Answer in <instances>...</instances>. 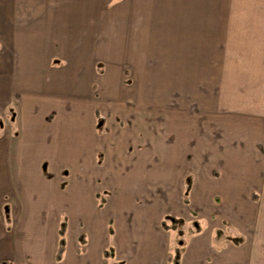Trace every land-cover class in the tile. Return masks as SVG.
Wrapping results in <instances>:
<instances>
[{
    "label": "crops",
    "instance_id": "crops-1",
    "mask_svg": "<svg viewBox=\"0 0 264 264\" xmlns=\"http://www.w3.org/2000/svg\"><path fill=\"white\" fill-rule=\"evenodd\" d=\"M0 169L13 263L102 264L111 218L126 248L106 264H172L171 239L178 264H264L191 227L224 205L249 232L264 204V0H0Z\"/></svg>",
    "mask_w": 264,
    "mask_h": 264
},
{
    "label": "rangeland",
    "instance_id": "rangeland-1",
    "mask_svg": "<svg viewBox=\"0 0 264 264\" xmlns=\"http://www.w3.org/2000/svg\"><path fill=\"white\" fill-rule=\"evenodd\" d=\"M11 109H13V107H8L7 110L5 111L6 117L9 115ZM98 121L99 122L97 124V128H101L103 125V122L100 119H98ZM99 130H100L99 131L100 133L103 132L102 129H99ZM4 175L6 176L5 170L0 169V199H4L7 201L5 207L3 208V215H8V211L10 210V208H13L14 206H16L15 208H17L18 210L19 203L17 206L16 199L13 193L10 192V187ZM104 197H105V193L99 194L98 196L99 204L102 202ZM139 201H140V198H139ZM139 201H135V203L134 202H131V203L136 208H139L143 204ZM168 204H169L168 210L176 211V209L179 208L178 203H176L175 201L169 202ZM221 204L222 203H220L219 205L217 204L216 206H220ZM263 205L264 204H261L259 201H257L255 204H250V206L253 208V211L257 212L258 222L255 224L254 229L249 230V232L248 231L246 232V230L241 231L242 230L241 228L243 227L240 228V226L238 225L239 219H237V216L239 215L235 214L237 211H235L234 213L231 209H226L224 205H221L220 208H215L213 212L205 213L204 215L200 217V219H198V221H199V224L205 229H208L210 226H212L215 242L223 241V240L228 241L233 244H239V241H241L242 243L249 242L252 245L251 247H252L253 254L256 255L258 248L260 249L261 247L264 246V222L261 221L262 219L264 220V217L261 216V214L262 215L264 214ZM111 210H114L116 212L115 204H113L112 207H110L108 211H111ZM172 215H175V214H172ZM187 216H192V215L188 212ZM253 216H255L254 212H253ZM102 217H103V214L102 215L100 214L99 219H98V225L99 227L103 229V231L106 232L108 227L106 228L105 226L106 222L103 223ZM179 219H181L183 223L177 226L178 229L185 228V225H184V222H186L185 218L181 217ZM114 220H115V217H114ZM61 223H64V224L66 223L65 217H63ZM191 227L193 228V224H191ZM245 227L249 228V226H246V224H245ZM126 228L121 230V232L117 234L116 240H115V237H110L108 235L105 237L98 236L97 240L94 242V252L98 251V248L101 246V244L105 245L106 243H107L108 248H115L117 247V242L121 243V245L123 246L125 250L126 238H127V235H125ZM178 238L183 239L180 236H178ZM174 244L177 246V244L171 239L170 246H171V254L173 256L176 255V252H177L176 248L174 247ZM0 257L1 258L4 257L11 264H16L15 262L13 263V260H12L13 253L8 248H4L0 250ZM119 261L128 262L129 259L124 258V260L120 259Z\"/></svg>",
    "mask_w": 264,
    "mask_h": 264
},
{
    "label": "trees",
    "instance_id": "trees-1",
    "mask_svg": "<svg viewBox=\"0 0 264 264\" xmlns=\"http://www.w3.org/2000/svg\"><path fill=\"white\" fill-rule=\"evenodd\" d=\"M93 91H95L94 87H93ZM256 199H257V196L255 194H252L251 195V201L254 202V201H256ZM183 203L188 204V201L186 198L183 199ZM100 204L101 205L103 204V200ZM191 215H192V217L196 216L194 213H191ZM182 223H183L182 220H179V219H177L173 216H170V215H166V216H164V218L161 221V228L164 230H169L172 228L176 229V228H178L177 226L179 224H182ZM112 224H113V220L110 218L108 220V235L109 236H112L114 234ZM192 224H193V230H192L193 232H199L201 230L198 220H193ZM65 233H66V223L65 224L61 223L60 228L58 230V237H59L58 245H57L56 253L54 256V259L56 262H59L62 259L63 253L65 251V246H66ZM179 234H181V232ZM79 239L81 241V244H83L84 243V235L82 233L79 235ZM179 243L182 244L183 241L179 240ZM114 254H115L114 248H108L107 247L106 249H104L103 253H102L103 258H102L101 263L106 264L108 259L114 257ZM167 259H168L169 263L178 264L179 253L177 252L176 255H174V256L171 253H168ZM0 264H11V263L8 260H1ZM113 264H123V262L117 261V262H114Z\"/></svg>",
    "mask_w": 264,
    "mask_h": 264
}]
</instances>
